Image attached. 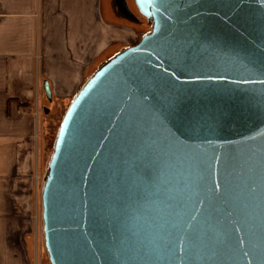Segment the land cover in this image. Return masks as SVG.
<instances>
[{
	"label": "water",
	"instance_id": "95a60500",
	"mask_svg": "<svg viewBox=\"0 0 264 264\" xmlns=\"http://www.w3.org/2000/svg\"><path fill=\"white\" fill-rule=\"evenodd\" d=\"M135 2L55 141L51 264H264V0Z\"/></svg>",
	"mask_w": 264,
	"mask_h": 264
},
{
	"label": "crops",
	"instance_id": "0c3cea01",
	"mask_svg": "<svg viewBox=\"0 0 264 264\" xmlns=\"http://www.w3.org/2000/svg\"><path fill=\"white\" fill-rule=\"evenodd\" d=\"M134 7L135 0H0V186L19 165L26 170L33 108L70 106L103 57L147 35ZM10 199L0 193V264H32Z\"/></svg>",
	"mask_w": 264,
	"mask_h": 264
},
{
	"label": "rangeland",
	"instance_id": "374dc122",
	"mask_svg": "<svg viewBox=\"0 0 264 264\" xmlns=\"http://www.w3.org/2000/svg\"><path fill=\"white\" fill-rule=\"evenodd\" d=\"M132 12L144 25L141 27L142 35L149 34L152 30V22L144 20L135 7ZM109 59V55L103 57L102 65ZM69 107L61 103L44 102L42 106L33 108L32 125L35 146L28 157L26 170L23 169V165L21 167L19 165L20 171L8 177L0 186L1 194L16 198V202L10 199L7 205L18 208V216H13L12 221L14 226H18L19 237L26 244L25 251L32 264H51L44 234L42 191L55 141Z\"/></svg>",
	"mask_w": 264,
	"mask_h": 264
},
{
	"label": "trees",
	"instance_id": "16d2710c",
	"mask_svg": "<svg viewBox=\"0 0 264 264\" xmlns=\"http://www.w3.org/2000/svg\"><path fill=\"white\" fill-rule=\"evenodd\" d=\"M137 10H138V9H137ZM138 12H139V10H138ZM139 14L141 15V17H142L144 20H146V21L148 20L147 17L144 16V15H142L140 12H139ZM138 20H140V19L138 18ZM141 20H142V19H141Z\"/></svg>",
	"mask_w": 264,
	"mask_h": 264
}]
</instances>
